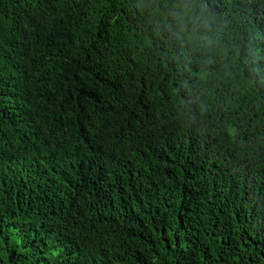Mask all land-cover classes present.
Here are the masks:
<instances>
[{"label": "trees", "instance_id": "16d2710c", "mask_svg": "<svg viewBox=\"0 0 264 264\" xmlns=\"http://www.w3.org/2000/svg\"><path fill=\"white\" fill-rule=\"evenodd\" d=\"M0 264H264V0H0Z\"/></svg>", "mask_w": 264, "mask_h": 264}]
</instances>
